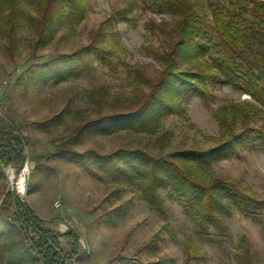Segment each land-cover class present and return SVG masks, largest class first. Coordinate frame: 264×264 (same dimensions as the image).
Segmentation results:
<instances>
[{
  "label": "rangeland",
  "instance_id": "1",
  "mask_svg": "<svg viewBox=\"0 0 264 264\" xmlns=\"http://www.w3.org/2000/svg\"><path fill=\"white\" fill-rule=\"evenodd\" d=\"M199 1L208 25L213 24L210 3L231 7V0ZM244 1V19L239 20V27L262 29L261 20L253 18V7L264 0ZM23 9L14 55L0 33V129H19L28 142L27 160L19 171L13 165L0 168V207L8 192L16 193L29 203L44 226L59 234L60 244L68 252L71 245L64 234L74 231L79 255L73 264H264V205L246 207L224 200L219 213L224 230L218 231L207 222L199 225L200 209L195 201L184 200L170 188L162 190V209L157 210L142 194L140 175L89 169L80 155L89 148L109 153L138 144L156 152L148 144L155 133L134 129L103 133L89 127L65 143V136L82 119L98 116L101 94L107 102L148 88L134 71L158 75L162 63L154 50H161L167 41L159 25L173 22L175 17L149 1L92 0L82 21L57 28L48 44L36 46L35 34L26 20L32 8L24 2ZM99 29L102 44L111 51L105 62L94 60L80 72L64 74L60 79H43L30 70L33 64L46 63L89 44ZM209 38L207 56L211 57L220 43L212 31ZM252 44V54L264 51V41L258 37ZM256 70L264 73V69ZM205 90L203 95L189 91L182 97L183 115L174 112L161 116L162 128L168 129L174 145L200 149L216 146L222 134L217 111L242 102L256 104L250 110V125L264 133V106L250 94L230 84L212 82ZM102 108H107L106 103ZM64 143L76 153L48 156ZM200 172L233 182L254 200H264L263 147L240 148L204 164ZM22 173L23 192L17 187ZM4 230L0 226V243L8 239ZM0 264L10 263L4 258ZM17 264L39 261L27 254Z\"/></svg>",
  "mask_w": 264,
  "mask_h": 264
},
{
  "label": "trees",
  "instance_id": "2",
  "mask_svg": "<svg viewBox=\"0 0 264 264\" xmlns=\"http://www.w3.org/2000/svg\"><path fill=\"white\" fill-rule=\"evenodd\" d=\"M92 0H0V33L6 39V48L14 55L16 29L19 16L27 2L32 11L26 15L27 23L35 34L36 46L48 44L54 31L65 25H74L84 19ZM167 9L174 17L173 22H162L159 27L166 33V45L154 50L162 63L158 75L151 77L144 71L135 70L141 84L137 92L127 98L114 97L110 100L100 96L98 116L82 119L75 129L65 136L70 143L75 137L91 127L103 133L116 129H134L155 133L148 144L120 147L109 153L89 148L80 153L89 169L98 167L123 174L135 173L142 178V194L157 210L162 209V190L173 189L184 200L199 205V225L210 223L224 230L219 213L223 201L231 204L264 205L238 189L233 182L201 174L200 168L220 156L230 155L240 148H264V133L254 128L250 110L256 106L251 102L224 106L217 114L220 117L222 134L220 143L207 149L180 148L173 144L168 129L162 128L161 116L171 113L184 114L182 97L189 91L205 93L208 82L230 84L250 94L252 99L264 106L263 74L264 51L252 54V39L264 41V1L253 7L254 20H261L262 29L242 30L239 20L244 19V0H231L230 8L209 4L212 25L205 21L199 0H144ZM214 32L220 43L216 55L207 56L211 50L206 40ZM89 44L72 52L64 53L43 64H33L30 70L43 79L64 74L78 73L90 66L94 60L105 62L111 51L102 44V31L95 32ZM205 40V41H203ZM210 44V42H209ZM106 103L107 108L102 110ZM56 118H59L57 116ZM58 145L48 156L76 153L72 148ZM28 142L15 127L0 129V168L13 165L19 171L27 160ZM0 226L8 233V239L0 243V262L4 258L17 264L27 254L39 264H73L78 258V236L69 230L65 235L71 245L65 251L59 234L44 226V221L25 200L16 193L8 192L0 207Z\"/></svg>",
  "mask_w": 264,
  "mask_h": 264
},
{
  "label": "bare ground",
  "instance_id": "3",
  "mask_svg": "<svg viewBox=\"0 0 264 264\" xmlns=\"http://www.w3.org/2000/svg\"><path fill=\"white\" fill-rule=\"evenodd\" d=\"M12 172V171H11ZM12 177H14V174L12 172ZM17 187L23 192L25 190V178H24V174L22 173L20 175V178L17 182ZM25 194V193H24Z\"/></svg>",
  "mask_w": 264,
  "mask_h": 264
},
{
  "label": "built area",
  "instance_id": "4",
  "mask_svg": "<svg viewBox=\"0 0 264 264\" xmlns=\"http://www.w3.org/2000/svg\"><path fill=\"white\" fill-rule=\"evenodd\" d=\"M56 205H57V206H59V205H60V202H59V201H57Z\"/></svg>",
  "mask_w": 264,
  "mask_h": 264
}]
</instances>
